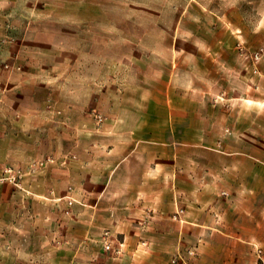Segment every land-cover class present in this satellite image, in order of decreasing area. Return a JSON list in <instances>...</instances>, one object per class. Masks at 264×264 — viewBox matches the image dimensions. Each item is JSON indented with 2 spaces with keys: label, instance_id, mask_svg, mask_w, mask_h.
<instances>
[{
  "label": "crops",
  "instance_id": "1",
  "mask_svg": "<svg viewBox=\"0 0 264 264\" xmlns=\"http://www.w3.org/2000/svg\"><path fill=\"white\" fill-rule=\"evenodd\" d=\"M195 3L145 59L111 39L0 70V264H264V99L241 95L255 29L241 3Z\"/></svg>",
  "mask_w": 264,
  "mask_h": 264
},
{
  "label": "rangeland",
  "instance_id": "2",
  "mask_svg": "<svg viewBox=\"0 0 264 264\" xmlns=\"http://www.w3.org/2000/svg\"><path fill=\"white\" fill-rule=\"evenodd\" d=\"M208 1L0 0V70L2 72V66L9 64L19 66L21 71L35 59L39 63L60 65L63 47L70 51L83 50L81 55L84 51L86 55H92L95 48L108 49L111 39L117 40L119 50H131L145 59V55L157 48L159 41L163 48H168L170 35L175 33L181 17L196 11L198 5L195 2ZM229 3L231 11L241 3V22L255 29V32H249L247 41L241 39V81L244 83L241 95H260L264 99V0H229ZM260 49L262 53L257 61L254 53ZM72 54L71 59L77 62V53ZM139 58L135 56V64L143 65ZM105 59L108 64L109 58ZM259 80L262 81L260 85L257 83ZM8 177L14 182L12 175ZM105 233L99 239L101 251L109 257H121L124 252L122 243L117 249L112 247V237L108 233L107 249ZM57 246L55 244L51 251H61ZM84 252L75 247L68 250V255L92 259L98 257L99 249H86ZM257 253L260 255L261 251Z\"/></svg>",
  "mask_w": 264,
  "mask_h": 264
},
{
  "label": "built area",
  "instance_id": "3",
  "mask_svg": "<svg viewBox=\"0 0 264 264\" xmlns=\"http://www.w3.org/2000/svg\"><path fill=\"white\" fill-rule=\"evenodd\" d=\"M261 53H262V50L261 49L254 53L255 60H257V61L259 60ZM2 68L4 70L10 72V73H12L14 71H19L20 70V67L19 66H10L9 64L3 65ZM97 120L99 122L102 121V119L99 116H97ZM107 236H108V233H105V236H104L105 239L107 238ZM104 245H106V248L108 249L109 245H108L107 239H106V241H104ZM177 261H182V260L181 259H175V260H172V263H176Z\"/></svg>",
  "mask_w": 264,
  "mask_h": 264
}]
</instances>
